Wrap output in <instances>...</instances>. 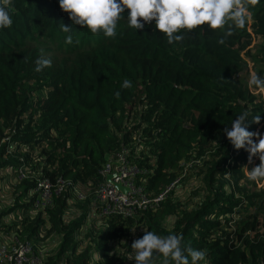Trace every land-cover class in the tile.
Instances as JSON below:
<instances>
[{
  "label": "trees",
  "instance_id": "16d2710c",
  "mask_svg": "<svg viewBox=\"0 0 264 264\" xmlns=\"http://www.w3.org/2000/svg\"><path fill=\"white\" fill-rule=\"evenodd\" d=\"M250 10L252 19L223 45V31L207 26L169 44L154 21L130 28L127 10L115 38H107L72 25L59 0H12L13 24L0 29V170L14 175L22 168L27 178L16 182L12 175L15 196L0 210V240L5 233L30 244L56 238L40 264H120L109 244L149 230L182 234L185 248L206 250L199 264H264V179L244 177L249 153L236 150L224 132L248 110V131L264 136V94L249 86L244 60L264 38V0ZM60 24L73 27L71 44ZM254 50L257 59L248 58L264 77V42ZM41 57L51 66L36 72ZM125 78L130 89L121 88ZM257 114L260 123H252ZM123 148L152 194L176 180L181 162L200 160L205 169L192 192L198 200L183 205L171 189L154 210L131 218L91 215L98 171ZM251 161L260 163L258 156ZM43 177L65 184L44 213L32 214L31 192ZM83 185L77 200L73 188ZM15 209L20 220L3 224Z\"/></svg>",
  "mask_w": 264,
  "mask_h": 264
},
{
  "label": "clouds",
  "instance_id": "9594fccd",
  "mask_svg": "<svg viewBox=\"0 0 264 264\" xmlns=\"http://www.w3.org/2000/svg\"><path fill=\"white\" fill-rule=\"evenodd\" d=\"M259 4V0H59V8L68 14L72 25L87 28L93 35L103 34L107 38H115L117 25L124 19L127 10V22L130 28L142 30L146 24L155 22V29L166 36L167 42H181V32H191L202 26L210 30H222L223 38L234 34V29H243L252 19L251 6ZM12 0H0V29L10 28L13 19L10 14ZM62 32L68 34L66 43L73 42V27L59 25ZM78 42V41H77ZM35 71L40 72L51 66V60L38 58ZM249 86L264 91V77L252 72ZM132 82L127 78L121 84L122 89H130ZM119 98L120 92L115 93ZM250 112L245 110L232 121L230 129L224 132L228 141L236 150L245 149L249 163L253 156L259 157V165L248 171L249 179H264V136L248 131L245 123ZM252 123H260V115L252 116ZM258 137V142H254ZM182 234L170 233L160 236L152 231L144 230L142 238L136 239L131 245L128 259L135 264H154L156 255L163 257V264H199L205 261L206 250H194L182 245ZM187 253V254H186ZM99 257V254H98ZM190 257V259H189Z\"/></svg>",
  "mask_w": 264,
  "mask_h": 264
},
{
  "label": "built area",
  "instance_id": "2783aa9c",
  "mask_svg": "<svg viewBox=\"0 0 264 264\" xmlns=\"http://www.w3.org/2000/svg\"><path fill=\"white\" fill-rule=\"evenodd\" d=\"M3 138L0 142L4 141ZM128 150L123 148L108 156L98 171L99 184L94 188L90 198L91 215L100 217L103 215H117L121 218H131L143 211L154 210L172 189L176 180L165 186L158 193L152 194L145 188V180L139 175V169L133 164L128 156ZM197 160L190 159L182 162L180 166L195 163ZM183 171L181 175H183ZM13 175L11 171V176ZM14 181L27 178L25 169L17 168L13 175ZM61 178L53 182L47 178H38L31 193L33 198L30 213H44L50 205L51 197L57 195L64 186ZM119 185L124 191L117 189ZM86 186L73 188V196L77 200L84 197ZM5 236H1L3 240ZM0 240V264H40V260L33 256L31 244L21 241L10 233L9 239Z\"/></svg>",
  "mask_w": 264,
  "mask_h": 264
},
{
  "label": "rangeland",
  "instance_id": "374dc122",
  "mask_svg": "<svg viewBox=\"0 0 264 264\" xmlns=\"http://www.w3.org/2000/svg\"><path fill=\"white\" fill-rule=\"evenodd\" d=\"M261 42H264V38L257 39V41L254 43L255 45L253 46V49L250 50V53L248 54L247 57L244 58L246 60V69H247V75H249L252 72H255L254 68L252 67V63L248 57H255V46ZM244 52H241V54ZM257 69H262L263 65L257 66ZM264 69V68H263ZM249 81V80H248ZM259 92L260 94H264L263 91L257 89L255 91ZM257 138V137H255ZM136 150H142L141 147H137ZM182 163V162H181ZM180 163V164H181ZM253 161L249 163V159L245 166L243 167V175L244 177H248V171L244 168H247L249 171L253 168ZM205 167L202 164V162L196 161L195 163L187 164L185 166H181L180 168V174L178 177V181L174 186L172 187L173 195L174 197L180 201L181 204L183 205H192L195 200H198V198L192 193L194 192L199 184H200V178L202 176L200 170L204 171ZM184 172L183 175H181V172ZM0 176H2V180L0 182V210H4L8 207L11 206L13 197L15 196L14 190V185L15 182L12 180L11 176V170L9 168H5L2 171L0 170ZM263 183V180L261 182H258L259 186H255L256 189L258 187H261V184ZM69 214H67L68 218ZM21 218V210L20 209H15L9 212H6L2 217H1V222L5 225L12 224L20 220ZM171 218H167L165 220V224L170 223ZM11 226V225H10ZM14 226V225H12ZM5 238L1 241H6L7 238L9 239L10 235L8 233H5L4 235ZM142 238L141 236V231H136L132 230L130 232V237L128 240H122L119 243H112L109 244V253L114 254L116 256L117 261L120 262V264H135L134 260L128 259L129 253L131 252V245L133 241L136 239ZM83 242L80 244L83 246ZM57 245V240L56 238H48L46 240H43L38 243H32L31 246L34 248L33 249V256H36L39 260L44 259L45 256L50 255L54 252L55 248Z\"/></svg>",
  "mask_w": 264,
  "mask_h": 264
},
{
  "label": "water",
  "instance_id": "95a60500",
  "mask_svg": "<svg viewBox=\"0 0 264 264\" xmlns=\"http://www.w3.org/2000/svg\"><path fill=\"white\" fill-rule=\"evenodd\" d=\"M116 188H117V189H120V190H122V191H124V189L121 188L119 185H116Z\"/></svg>",
  "mask_w": 264,
  "mask_h": 264
}]
</instances>
